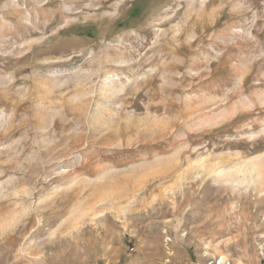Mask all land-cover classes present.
I'll return each instance as SVG.
<instances>
[{"label": "rangeland", "instance_id": "374dc122", "mask_svg": "<svg viewBox=\"0 0 264 264\" xmlns=\"http://www.w3.org/2000/svg\"><path fill=\"white\" fill-rule=\"evenodd\" d=\"M0 264H264V0H0Z\"/></svg>", "mask_w": 264, "mask_h": 264}]
</instances>
